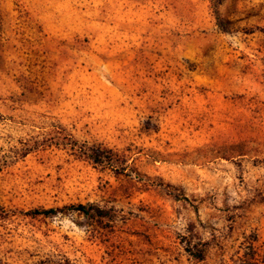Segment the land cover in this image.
Returning <instances> with one entry per match:
<instances>
[{"label":"rangeland","instance_id":"rangeland-1","mask_svg":"<svg viewBox=\"0 0 264 264\" xmlns=\"http://www.w3.org/2000/svg\"><path fill=\"white\" fill-rule=\"evenodd\" d=\"M0 264H264V0H0Z\"/></svg>","mask_w":264,"mask_h":264},{"label":"trees","instance_id":"trees-1","mask_svg":"<svg viewBox=\"0 0 264 264\" xmlns=\"http://www.w3.org/2000/svg\"><path fill=\"white\" fill-rule=\"evenodd\" d=\"M85 153L87 154L88 158H90L94 162H102L104 158L111 159V155H109L107 151L100 149L98 147H91ZM65 209H73L76 211H80L85 215H95L97 217H102L106 215V211L100 209L99 207H95L92 205H83V204L70 205L65 208L62 207L60 209L58 208L34 209L32 211H29L28 214L52 216L57 212L63 211Z\"/></svg>","mask_w":264,"mask_h":264}]
</instances>
